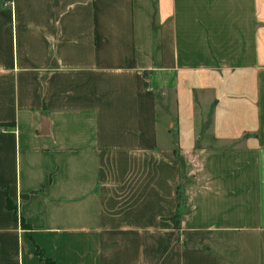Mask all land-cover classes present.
Instances as JSON below:
<instances>
[{
	"label": "crops",
	"instance_id": "obj_1",
	"mask_svg": "<svg viewBox=\"0 0 264 264\" xmlns=\"http://www.w3.org/2000/svg\"><path fill=\"white\" fill-rule=\"evenodd\" d=\"M42 258L264 264V0H0V264Z\"/></svg>",
	"mask_w": 264,
	"mask_h": 264
},
{
	"label": "trees",
	"instance_id": "obj_2",
	"mask_svg": "<svg viewBox=\"0 0 264 264\" xmlns=\"http://www.w3.org/2000/svg\"><path fill=\"white\" fill-rule=\"evenodd\" d=\"M143 85H145L144 82H143ZM6 206H7V208H9V209H13V210H14V207L10 204V202H9L8 199H6ZM13 216H15L14 211H13ZM41 260L43 261V264H52L51 261H49V260L46 259V258H42Z\"/></svg>",
	"mask_w": 264,
	"mask_h": 264
},
{
	"label": "rangeland",
	"instance_id": "obj_3",
	"mask_svg": "<svg viewBox=\"0 0 264 264\" xmlns=\"http://www.w3.org/2000/svg\"><path fill=\"white\" fill-rule=\"evenodd\" d=\"M183 243H185L187 246H192V245L196 244V243H186V242H183Z\"/></svg>",
	"mask_w": 264,
	"mask_h": 264
}]
</instances>
